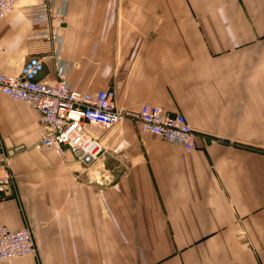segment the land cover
Instances as JSON below:
<instances>
[{
	"label": "crops",
	"instance_id": "obj_1",
	"mask_svg": "<svg viewBox=\"0 0 264 264\" xmlns=\"http://www.w3.org/2000/svg\"><path fill=\"white\" fill-rule=\"evenodd\" d=\"M45 1L0 19V73L38 57L54 84L58 58L72 89H114L122 116L88 126L101 186L71 152L39 149L40 113L0 95L15 177L0 225L37 245L0 264H264V0H51L32 24ZM144 104L184 114L198 149L142 132Z\"/></svg>",
	"mask_w": 264,
	"mask_h": 264
},
{
	"label": "built area",
	"instance_id": "obj_2",
	"mask_svg": "<svg viewBox=\"0 0 264 264\" xmlns=\"http://www.w3.org/2000/svg\"><path fill=\"white\" fill-rule=\"evenodd\" d=\"M19 0H0V19L8 16ZM51 0L30 8L32 24L48 23ZM59 39L58 35H55ZM45 62L31 57L17 75L0 73V95L22 101L41 115L44 132L39 149H53L58 154L69 151L85 168L90 184L104 186L110 182L102 154L104 147L88 129L89 125L111 126L119 122L122 113L116 106V92L106 89L80 92L72 89L65 66L56 59L58 80L49 84L40 79ZM141 131L159 137L188 151L198 149L197 136L182 113H170L144 104L138 112ZM7 152L0 147V203L13 186ZM37 245L30 228L12 231L0 225V261L34 256Z\"/></svg>",
	"mask_w": 264,
	"mask_h": 264
}]
</instances>
